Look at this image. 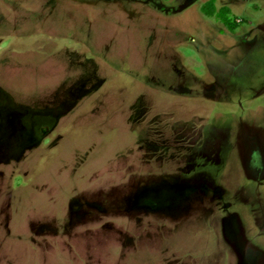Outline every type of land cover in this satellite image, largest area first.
I'll return each mask as SVG.
<instances>
[{"label":"rangeland","instance_id":"obj_1","mask_svg":"<svg viewBox=\"0 0 264 264\" xmlns=\"http://www.w3.org/2000/svg\"><path fill=\"white\" fill-rule=\"evenodd\" d=\"M0 0V264H264V0Z\"/></svg>","mask_w":264,"mask_h":264},{"label":"trees","instance_id":"obj_2","mask_svg":"<svg viewBox=\"0 0 264 264\" xmlns=\"http://www.w3.org/2000/svg\"><path fill=\"white\" fill-rule=\"evenodd\" d=\"M215 0H210L207 4L202 6V11L208 16H217L230 30L236 28V23L232 22L228 17V8H221L219 11L215 10Z\"/></svg>","mask_w":264,"mask_h":264}]
</instances>
